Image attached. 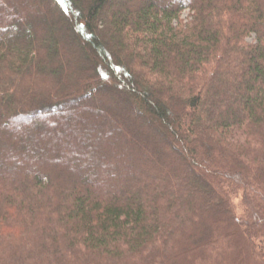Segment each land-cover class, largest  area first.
Wrapping results in <instances>:
<instances>
[{
  "label": "trees",
  "instance_id": "obj_1",
  "mask_svg": "<svg viewBox=\"0 0 264 264\" xmlns=\"http://www.w3.org/2000/svg\"><path fill=\"white\" fill-rule=\"evenodd\" d=\"M51 1L0 0V264H264V0Z\"/></svg>",
  "mask_w": 264,
  "mask_h": 264
},
{
  "label": "rangeland",
  "instance_id": "obj_2",
  "mask_svg": "<svg viewBox=\"0 0 264 264\" xmlns=\"http://www.w3.org/2000/svg\"><path fill=\"white\" fill-rule=\"evenodd\" d=\"M56 8H61L60 7V4L56 1V0H52L51 1V3H50V7H49V11H54ZM188 15H189V9L188 10H185V11H183L182 12V18L183 19H187L188 18ZM44 20H45V22H47L48 21V18L46 17V16H44ZM69 22H70V28H72L73 29V32L75 33V36H76V38H77V42H79V46L80 47H82L84 44H82V42L79 40V36H77L76 34V31H75V28H74V26H73V24H71L72 23V21H71V19H69ZM105 92V91H104ZM100 91H98V92H96L95 94H94V96H93V99L95 100V99H97V97L100 95ZM102 94V93H101ZM84 100H87V99H84ZM86 102V101H85ZM85 102L83 101V102H79V104L81 105V104H85ZM87 102H90V101H87ZM72 108H76L75 106H73V107H67L66 108V110L67 109H72ZM97 108H99V109H101L102 107L100 106V105H97ZM59 115H61V114H59ZM51 116L53 117V116H55V115H52V114H47V115H45V118L47 117V118H51ZM26 122V121H25ZM28 125H30L31 127H36L37 126V124L36 123H34V122H26ZM158 125V124H157ZM38 127V126H37ZM39 127H40V125H39ZM162 130H163V128H161ZM165 129V128H164ZM164 131V130H163ZM19 154L20 153H22V151L20 150L19 152H18ZM185 155H187L186 153H185ZM185 157H187V156H185ZM67 163H69V161H67ZM13 170V167L10 165V167L8 168V171H12ZM235 203H236V205H237V207H239L238 208V212L239 213H241V209H242V207H241V205H240V200L239 199H236L235 200ZM213 215H214V213H213ZM244 248V249H243ZM247 259H248V251L246 250V248H245V246L243 245V246H239V262L242 264V263H244L245 261H247Z\"/></svg>",
  "mask_w": 264,
  "mask_h": 264
}]
</instances>
